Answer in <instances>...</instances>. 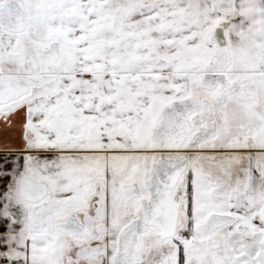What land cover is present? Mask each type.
<instances>
[{
  "label": "snow or ice",
  "instance_id": "1",
  "mask_svg": "<svg viewBox=\"0 0 264 264\" xmlns=\"http://www.w3.org/2000/svg\"><path fill=\"white\" fill-rule=\"evenodd\" d=\"M0 264H264V0H0Z\"/></svg>",
  "mask_w": 264,
  "mask_h": 264
}]
</instances>
